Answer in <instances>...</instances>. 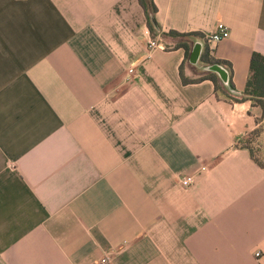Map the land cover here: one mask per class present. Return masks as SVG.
<instances>
[{
    "label": "crops",
    "instance_id": "crops-1",
    "mask_svg": "<svg viewBox=\"0 0 264 264\" xmlns=\"http://www.w3.org/2000/svg\"><path fill=\"white\" fill-rule=\"evenodd\" d=\"M152 3L153 32L136 0H0V264H264V169L237 145L261 111L164 37L223 24L205 44L239 96L264 0Z\"/></svg>",
    "mask_w": 264,
    "mask_h": 264
},
{
    "label": "trees",
    "instance_id": "trees-1",
    "mask_svg": "<svg viewBox=\"0 0 264 264\" xmlns=\"http://www.w3.org/2000/svg\"><path fill=\"white\" fill-rule=\"evenodd\" d=\"M140 8L144 13L146 20V25L151 32L157 30L154 13L155 7L152 3V0H136ZM164 37L169 39L172 42L173 48H180L184 52V61L187 60L188 54L192 46L195 44L197 39H200L204 42V46L198 55V63L201 65L202 69L196 73L197 76L195 79L190 80L191 82H197L201 80H209L213 85L214 93L220 94L222 98L228 102L240 103V102H249L251 106L258 107L261 111L259 119L256 120V128L253 129L244 139L240 140L237 145L240 148L246 149L250 159L260 168L264 169V159L263 161H258L254 157V153L251 151V148L248 144V137L255 139L263 131L264 125L262 120L264 119V56L252 52L248 60V71L244 83V88L239 96L230 94L229 91L232 89L230 84L231 68L228 62L223 60L215 59L211 56L208 46L205 44L203 36L196 33L190 34H180L177 32L169 31L164 34ZM210 66H220L226 70L227 79L229 82L227 88L220 87L218 84L217 76L208 71L207 68ZM182 83H186L188 80L184 79L180 74ZM189 82V81H188ZM261 126V127H260ZM250 139V140H251Z\"/></svg>",
    "mask_w": 264,
    "mask_h": 264
},
{
    "label": "built area",
    "instance_id": "built-area-1",
    "mask_svg": "<svg viewBox=\"0 0 264 264\" xmlns=\"http://www.w3.org/2000/svg\"><path fill=\"white\" fill-rule=\"evenodd\" d=\"M146 36H147V41H146V46L148 48V50H152L154 48H163L162 45L158 42H156L155 40L151 39L148 36V31L145 30ZM228 36V31L227 28L223 25V24H217L215 26L214 31L209 34L207 37L204 38L205 42L207 43H217L223 39H225ZM129 73L132 72L131 69L128 70ZM205 167H201L199 171H205ZM194 181V177L193 175H188V176H184L182 178L178 179V184L179 186H181L182 188H188L190 185H192ZM258 253H254V257H258ZM109 261V256L107 254H105V256H103L100 259V264H106Z\"/></svg>",
    "mask_w": 264,
    "mask_h": 264
},
{
    "label": "rangeland",
    "instance_id": "rangeland-1",
    "mask_svg": "<svg viewBox=\"0 0 264 264\" xmlns=\"http://www.w3.org/2000/svg\"><path fill=\"white\" fill-rule=\"evenodd\" d=\"M165 39L170 41L167 38H165ZM250 139H251V137H248V141H249L248 144H249V147L251 148V151L254 153V157L256 159H258V161H260V162L263 161V159H264V144H263L261 133L259 134V136L257 138H255V139L253 138L251 140Z\"/></svg>",
    "mask_w": 264,
    "mask_h": 264
},
{
    "label": "water",
    "instance_id": "water-1",
    "mask_svg": "<svg viewBox=\"0 0 264 264\" xmlns=\"http://www.w3.org/2000/svg\"><path fill=\"white\" fill-rule=\"evenodd\" d=\"M195 47L198 48L197 44L193 45V48ZM208 71L214 72L215 74H217V76L219 77L220 81L223 83L225 81L224 78V71L219 67V66H210L209 68H207Z\"/></svg>",
    "mask_w": 264,
    "mask_h": 264
}]
</instances>
